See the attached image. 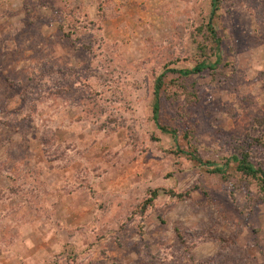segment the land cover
<instances>
[{
	"label": "rangeland",
	"instance_id": "obj_1",
	"mask_svg": "<svg viewBox=\"0 0 264 264\" xmlns=\"http://www.w3.org/2000/svg\"><path fill=\"white\" fill-rule=\"evenodd\" d=\"M209 2L0 0V264H264L255 180L174 152L264 170V0H220L219 67L166 76L176 138L152 119L166 65L217 57L196 32Z\"/></svg>",
	"mask_w": 264,
	"mask_h": 264
},
{
	"label": "trees",
	"instance_id": "obj_2",
	"mask_svg": "<svg viewBox=\"0 0 264 264\" xmlns=\"http://www.w3.org/2000/svg\"><path fill=\"white\" fill-rule=\"evenodd\" d=\"M210 14L209 19L206 24L197 28V33L201 34L203 37V41L199 45L201 51L206 54L208 44L211 46V52L213 54H217L215 61L209 62V58L196 63V65L191 69H175L174 67H170L166 65L163 71L158 74L153 83V102H152V119L154 120L157 127L161 130V132L166 133L173 138H176L181 132V128L177 126H169L165 124H161L159 121L160 114V105H161V97L164 94V87L166 85V76L168 74H176V77H186L191 74L199 73L202 70H215L219 67L220 63V50H221V41L222 38L219 35L217 28L213 23V19L218 15V11L220 10V0H210ZM209 46V48H210ZM208 59V60H207ZM176 79H172L171 84H175ZM175 80V81H174ZM179 82V81H178ZM179 85V84H178ZM177 85V86H178ZM179 86H183L181 83ZM185 90V88H183ZM185 115V114H183ZM185 116H189L188 114ZM182 119V118H181ZM183 120V119H182ZM187 120V119H186ZM255 126L260 128L264 126V115L261 117H257L254 119ZM184 139H187L190 136V130L185 128L182 134ZM182 138V137H181ZM255 143H262L261 137L253 138ZM176 154L182 153L188 156L190 159L195 161L199 165L209 166L208 172L212 174H218L221 178H225L226 170L230 166V162H233V168L236 172H239L241 175L248 176L252 178L257 183L259 190L264 193V170L256 166L250 159V153L246 149L238 150V152L234 155H231L228 159L222 163V165H217L216 162L210 160H204L197 153L196 149L192 150H184V149H176L174 151ZM169 195L176 197L177 199H185L189 196V191L185 192H176L173 190L167 191ZM158 190L154 189L150 191V196L144 200L141 204L139 212L143 213L144 210L153 204V200L157 197Z\"/></svg>",
	"mask_w": 264,
	"mask_h": 264
}]
</instances>
